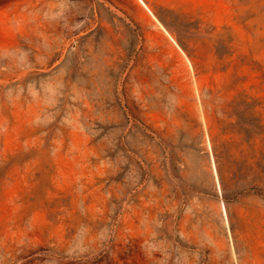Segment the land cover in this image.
Instances as JSON below:
<instances>
[{"label": "rangeland", "instance_id": "1", "mask_svg": "<svg viewBox=\"0 0 264 264\" xmlns=\"http://www.w3.org/2000/svg\"><path fill=\"white\" fill-rule=\"evenodd\" d=\"M0 264H264V0H0Z\"/></svg>", "mask_w": 264, "mask_h": 264}, {"label": "bare ground", "instance_id": "2", "mask_svg": "<svg viewBox=\"0 0 264 264\" xmlns=\"http://www.w3.org/2000/svg\"><path fill=\"white\" fill-rule=\"evenodd\" d=\"M143 2V0H141Z\"/></svg>", "mask_w": 264, "mask_h": 264}]
</instances>
